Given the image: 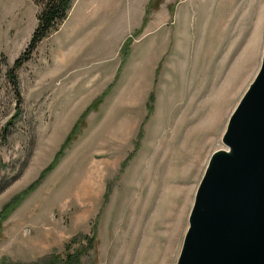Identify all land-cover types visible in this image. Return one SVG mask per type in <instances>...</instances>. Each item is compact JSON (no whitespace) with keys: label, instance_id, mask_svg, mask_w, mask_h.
<instances>
[{"label":"rangeland","instance_id":"374dc122","mask_svg":"<svg viewBox=\"0 0 264 264\" xmlns=\"http://www.w3.org/2000/svg\"><path fill=\"white\" fill-rule=\"evenodd\" d=\"M39 8L0 0V264H175L264 0H74L17 93Z\"/></svg>","mask_w":264,"mask_h":264},{"label":"water","instance_id":"95a60500","mask_svg":"<svg viewBox=\"0 0 264 264\" xmlns=\"http://www.w3.org/2000/svg\"><path fill=\"white\" fill-rule=\"evenodd\" d=\"M194 192L175 264H264V44Z\"/></svg>","mask_w":264,"mask_h":264},{"label":"trees","instance_id":"16d2710c","mask_svg":"<svg viewBox=\"0 0 264 264\" xmlns=\"http://www.w3.org/2000/svg\"><path fill=\"white\" fill-rule=\"evenodd\" d=\"M74 0H37L39 4V11L37 13V25L33 30L31 37L27 43V46L23 52L14 60L13 64L7 70V77L11 80L13 86L18 92V77L16 69H18L25 60L29 59L32 51L35 49L36 45L41 39L46 37L51 31L55 30L58 25L67 17ZM19 113L17 112L16 115ZM9 127V122L3 127L4 131H7ZM3 132V131H2ZM33 185L27 189L20 197L13 198V202H19V200L32 188ZM11 200V201H12ZM11 202H7L3 210L10 206ZM71 258H77L76 255L70 257L69 264H74L71 262Z\"/></svg>","mask_w":264,"mask_h":264}]
</instances>
